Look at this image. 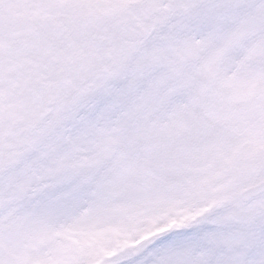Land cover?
<instances>
[{
    "label": "snow or ice",
    "instance_id": "obj_1",
    "mask_svg": "<svg viewBox=\"0 0 264 264\" xmlns=\"http://www.w3.org/2000/svg\"><path fill=\"white\" fill-rule=\"evenodd\" d=\"M0 264H264V0H0Z\"/></svg>",
    "mask_w": 264,
    "mask_h": 264
}]
</instances>
